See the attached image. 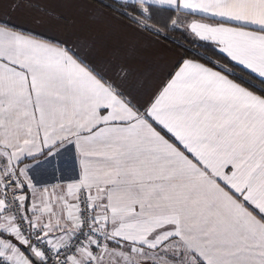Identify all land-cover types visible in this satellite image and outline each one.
<instances>
[{
	"label": "snow or ice",
	"instance_id": "1",
	"mask_svg": "<svg viewBox=\"0 0 264 264\" xmlns=\"http://www.w3.org/2000/svg\"><path fill=\"white\" fill-rule=\"evenodd\" d=\"M0 264H264V0H0Z\"/></svg>",
	"mask_w": 264,
	"mask_h": 264
}]
</instances>
